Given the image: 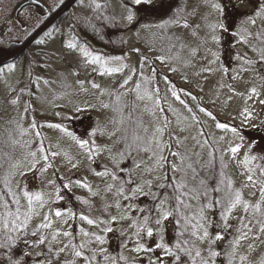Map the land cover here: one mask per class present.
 I'll use <instances>...</instances> for the list:
<instances>
[{
  "label": "rangeland",
  "instance_id": "374dc122",
  "mask_svg": "<svg viewBox=\"0 0 264 264\" xmlns=\"http://www.w3.org/2000/svg\"><path fill=\"white\" fill-rule=\"evenodd\" d=\"M19 1L0 0L4 44L21 41L41 20L29 6L16 18ZM42 1L53 9L63 0ZM163 1L77 0L22 57L0 67V224L13 233L15 223L28 235L20 264H199L201 257L210 264H264V243H231L248 213L237 206L225 221L216 204L225 191L242 189L250 205L260 197L259 186L247 181L249 145L235 125L264 124V0H180L174 15H146V7ZM102 2L120 24L123 53L92 50L80 32ZM128 170L135 184H124L118 195ZM180 178L193 194L207 188L208 195L187 197L188 209L157 225L154 205L173 190L157 185ZM145 181L157 200L131 195L136 185L147 192ZM201 210L212 222L209 237L186 244ZM210 251L219 255L210 258Z\"/></svg>",
  "mask_w": 264,
  "mask_h": 264
},
{
  "label": "snow or ice",
  "instance_id": "6c2138e0",
  "mask_svg": "<svg viewBox=\"0 0 264 264\" xmlns=\"http://www.w3.org/2000/svg\"><path fill=\"white\" fill-rule=\"evenodd\" d=\"M136 3H140V0H135ZM128 19L131 20L132 17L131 15L128 16ZM71 47V45H70ZM118 70V69H117ZM116 71V70H114ZM125 83H127V81H125ZM95 87V85H94ZM253 92L255 91V89L252 90ZM173 95H175V93H173ZM262 103H264V101H261ZM181 103H183V101H181ZM105 107H107V105H105ZM58 127V126H57ZM220 127H223V125H220ZM157 131H161L162 129H157ZM233 132H235V129H232ZM136 139H141L140 137H136ZM78 143L80 144L81 147H84V145L87 143L85 141H78ZM159 147V144H158ZM148 150V149H145ZM239 150V147H233L230 149V151L233 153V155ZM174 156H179V153L173 152L171 153ZM53 155H56V153H53ZM91 158V157H90ZM46 159V158H45ZM181 159H183L181 157ZM256 157H247L245 159V162L247 163L249 160H255ZM136 168L140 167V164H136L135 165ZM182 169H179L178 166L173 165V171H181ZM149 171H151V169H149ZM249 175L247 177V181L250 182L253 185H258L259 186V192H260V197L258 199V201L254 204H249L248 201L243 200L242 199V189L240 190H234V191H225L224 196L217 199L216 200V204L218 206L221 207V219L227 221V214L229 212L232 211V209L236 208L237 206H240L243 208V210L248 213L247 217L245 216H241L239 217L240 220V227L237 228V233L238 235L233 239V241L231 242L233 244V246L237 243L240 242V240H246V239H253V240H257L260 243H264V239H261V237H264V208H262V204H264V168H260V172L259 175H255L254 170L253 169H249ZM129 172V179L127 181H121V187H119L117 189V194L121 195L124 193L125 189L123 187L124 184L127 185H134L135 184V179H134V172H132V170H128ZM103 174H107V173H103ZM97 175H102V173H97ZM113 180H116L117 177L115 175L112 176ZM145 184L148 185V191L145 192L144 187L141 185H136L132 188L129 189V191L131 192V195L133 197L143 194V195H151V198L153 200H157L158 197L155 193L151 192V182L150 181H145ZM221 183H223V181H221ZM200 184L203 185L204 181H200ZM64 187H68V185H64ZM109 187H111V185H109ZM171 187L173 190L172 192L169 194L167 192H165V194L162 196V198H159V203L154 205V207L156 208L157 212H158V216L160 218L156 219L155 223L157 225L162 223V220H166L169 216H172L173 213H176L178 216L181 214L182 209H188L190 206L188 205V203L186 202V198L187 197H191L193 199H199L200 195L203 194L204 196L208 195V189L205 188L203 190V192H201L200 189H197L195 191V194H193V190L188 189L186 183L184 182L183 178H180L179 180H176L174 183L172 184H164L161 183L159 185H157L158 189H166ZM229 188H230V182H229ZM181 189H184V191H181ZM214 191H221L220 187L217 186ZM25 195L27 196L28 194L25 193ZM128 196H125V199H128ZM37 199H39V197H37ZM16 204H19V201H15ZM29 203H31V198L29 199ZM251 209V210H250ZM141 211H143V209H141ZM19 208H17V213L14 214L16 215V219L19 220ZM57 216H60L61 213L59 211L56 212ZM184 217H181V219H183ZM27 219H28V214H25V220L22 222L23 224L26 225L27 223ZM44 219L47 221L49 218L48 216H45ZM81 219H87V222L89 224H92L93 221L91 219H88L87 217H81ZM145 219L147 220L148 218L145 217ZM211 220L209 218H207L206 216L203 215V210H201V219L199 221H197L196 224H194L192 226V230L190 231V235L188 237V239H186L184 241V243L186 244H192L193 237H197L201 240H203L205 237H209V232L207 231V227L211 225ZM48 224H45L44 227H48ZM219 226V225H218ZM230 225H228L227 223H225L224 225L220 226L223 227V229L225 231H227L228 227ZM5 228L8 227L7 222L4 225ZM18 226L13 223V228H17ZM197 229H199L200 231H202V235L198 234ZM33 235H36V233H33ZM65 236L69 235V233L65 232L64 233ZM148 235L151 236L152 235V230L148 229ZM53 239H55V236H53ZM97 239L99 240L100 237H97ZM216 240H220L223 239V237L219 234H217L215 236ZM8 241L11 242V237L8 238ZM40 243H44V238L41 237L40 239ZM6 247V245L4 244H0V248ZM157 247H161V245H157ZM252 245H249V248H251ZM177 248L179 249V251L187 253L189 256H191V252L188 248H180L179 245H177ZM60 251H63V249H60ZM168 250L166 249V252ZM76 256H80L81 253L79 251L75 252ZM219 255L218 252L215 251H210L209 253V257L210 258H215ZM195 257H201V252L199 249H196L195 251ZM195 257H192V259H195ZM243 259V257H242ZM176 260L180 261L181 257L179 255L176 256ZM183 264V262H182ZM199 264H210V259H205L203 257H201Z\"/></svg>",
  "mask_w": 264,
  "mask_h": 264
},
{
  "label": "trees",
  "instance_id": "16d2710c",
  "mask_svg": "<svg viewBox=\"0 0 264 264\" xmlns=\"http://www.w3.org/2000/svg\"><path fill=\"white\" fill-rule=\"evenodd\" d=\"M179 4L180 0H164L162 3L146 7V15H158V17H164V15L167 16L168 14L174 15L176 11L175 6H178ZM70 8H68V10ZM67 11L65 13H67ZM96 13L95 17L92 16L90 20H86L81 24V27H79L82 35L87 38L85 42L92 50L102 52L106 55L123 53V49H120L119 42L120 24L115 18L113 19L111 17V11L107 3H100L97 7ZM64 14L55 20L49 30L53 29L60 23ZM14 46H16L14 42H9L7 44V47L9 48ZM23 55L24 53L13 55L10 62L18 60ZM262 114L264 116V111ZM74 123L77 128L78 122L74 121L72 124L74 125ZM235 126L248 142L249 157H256L255 160H250V162L255 175H259L260 168H264V124H260L250 129L243 128L239 125ZM76 133L80 134L77 130ZM59 182L60 190L63 192L64 196H66L68 203L77 207L79 201L76 196L72 195L64 188L63 180L61 178H59ZM9 237H11V242L8 241ZM27 237L28 235L20 228H16L14 232L11 233L8 228H5L0 224V244L6 245V247L0 248V264H20V252L23 250L25 243L28 242Z\"/></svg>",
  "mask_w": 264,
  "mask_h": 264
},
{
  "label": "water",
  "instance_id": "95a60500",
  "mask_svg": "<svg viewBox=\"0 0 264 264\" xmlns=\"http://www.w3.org/2000/svg\"><path fill=\"white\" fill-rule=\"evenodd\" d=\"M76 1L77 0H63L53 11V13L42 24L35 28V30L30 33L23 42L19 43L17 47L8 50V52L21 53L22 51H24L26 47H28L33 41H35L47 27L53 24L58 17L62 16L68 10V8L76 3ZM27 3H34L42 6L45 10L48 9V7L41 0H23L18 4L16 10L20 9Z\"/></svg>",
  "mask_w": 264,
  "mask_h": 264
},
{
  "label": "flooded vegetation",
  "instance_id": "af4514ba",
  "mask_svg": "<svg viewBox=\"0 0 264 264\" xmlns=\"http://www.w3.org/2000/svg\"><path fill=\"white\" fill-rule=\"evenodd\" d=\"M21 1H23V0H21ZM21 1H19L18 3H17V5L15 6V9H14V16L17 18V16H18V12L21 10V9H23L24 7H34V8H36V9H38L40 12H39V14H40V17H41V20H40V22H39V24L37 25V27L40 25V24H42L52 13H53V11L59 6H56L55 8H53V9H51V7H49L46 3H44L42 0V2L48 7V9L47 10H45L42 6H40V5H37V4H34V3H27V4H25V5H23L20 9H18V10H16V8H17V6H18V4L21 2ZM52 26V24L49 26V27H47L39 36H38V38L39 37H41L43 34H45L48 30H49V28ZM37 27H35V28H37ZM35 28L30 32V33H32L34 30H35ZM4 29H5V27L4 26H0V67H2V66H4L5 64H7L8 62H10L11 60V57L13 56V55H15V54H17V53H11V52H8V50H10V49H12V48H15V47H17V45L19 44V43H21V42H23L26 38H27V36L30 34H28L24 39H22L21 41H10V42H14L15 44H16V46H14V47H12V48H9V47H7V44L9 43H5L4 44V42L2 41V32H4ZM38 38L35 40V41H33L31 44H33V43H35L37 40H38ZM30 44V45H31ZM29 45V46H30ZM28 46V47H29ZM28 47H26L25 49H24V51H22L21 52V54L22 53H24L26 50H27V48Z\"/></svg>",
  "mask_w": 264,
  "mask_h": 264
}]
</instances>
